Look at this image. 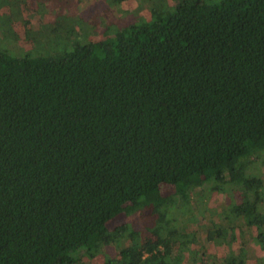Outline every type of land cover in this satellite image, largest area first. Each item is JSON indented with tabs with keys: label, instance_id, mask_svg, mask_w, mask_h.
<instances>
[{
	"label": "trees",
	"instance_id": "16d2710c",
	"mask_svg": "<svg viewBox=\"0 0 264 264\" xmlns=\"http://www.w3.org/2000/svg\"><path fill=\"white\" fill-rule=\"evenodd\" d=\"M91 2L0 17L33 47L0 46V264H264V0ZM217 192L223 254L194 258Z\"/></svg>",
	"mask_w": 264,
	"mask_h": 264
},
{
	"label": "rangeland",
	"instance_id": "374dc122",
	"mask_svg": "<svg viewBox=\"0 0 264 264\" xmlns=\"http://www.w3.org/2000/svg\"><path fill=\"white\" fill-rule=\"evenodd\" d=\"M81 1L82 3L80 6V11H82L86 7L88 8V10L84 11L82 15H85L89 11L94 10L97 6L101 7L102 5V2H91L90 4H88L89 0H81ZM47 2H49L50 4L47 3V5L43 6L45 7V9H42L41 8L42 4L40 3V0H0V17L1 19L8 17L18 18L19 15L21 16L20 12H22L24 18L26 17H28V19L31 18L30 27L33 29L35 27L36 22L41 21L42 16H43V21L45 23H51V24L64 23L66 21L65 19L67 18V16H69L68 13L71 10H75V8L79 5L78 3L79 0H48ZM71 2L73 4H71ZM40 4L41 7L39 8ZM114 7L120 9L119 18L117 14H115V10L109 9L110 12L108 10L107 12H108V16L111 18V21H118L120 23L119 27L121 25L126 24L128 21L135 20L136 14L134 13V10L126 8L124 4ZM114 7L112 6L113 9ZM105 16L108 17L107 15ZM37 17L39 18L37 19ZM95 22L98 23V28L108 27L107 20L104 17H101L100 15L99 17L96 18ZM10 24H11V28L6 25V27L3 29H1L2 25H0V46L8 50L13 55L20 56L24 53V51H26L27 48L30 47L33 48V47L32 44H29V41L27 39H24L26 35L24 31V26L21 24V22L12 21V23ZM88 25L89 23L87 22L86 26ZM111 29H114V27L112 26ZM3 35L5 37H3ZM18 38L19 39L21 38V40H19ZM258 176L264 178L263 168H262V172H260ZM226 201L227 200L224 197L218 195L217 192V194L213 193L211 196H209V194H206L202 198V201H199L197 203V207H198L197 210H200V214L199 213L197 214L196 212H194V214L192 213L191 221L189 223L191 229L190 233L196 232V238L195 237L193 238L194 239L193 250H196V247H198V250H200L194 253V258H196V255L198 254H203L204 251L205 253L207 252V254L210 253L212 259H214L212 254L215 255L223 254L222 252L223 245L220 246L218 244L215 245H213L212 243L210 244L207 238H208L209 229H211L212 226H214V224H216L219 220L227 216L228 214L227 211L229 210L228 205L230 204H227ZM127 221L128 220L125 218H119L114 222V225L125 223ZM229 233L230 236H232L230 230ZM245 237H250V234L247 232V234L242 235V237L240 238L242 240ZM237 239H239V235L237 236ZM248 244L249 243L246 242V245ZM255 250L256 249L253 250L252 247L248 248V254L254 253ZM111 254L114 255L113 252H111ZM260 255H261L260 257H264V252L261 253ZM206 261L208 260L204 259L203 262ZM251 264H256V263L252 261Z\"/></svg>",
	"mask_w": 264,
	"mask_h": 264
}]
</instances>
